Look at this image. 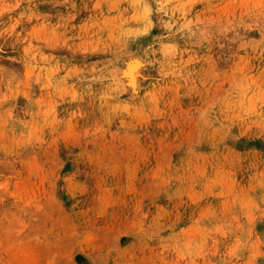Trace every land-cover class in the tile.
Masks as SVG:
<instances>
[{"label":"rangeland","instance_id":"obj_1","mask_svg":"<svg viewBox=\"0 0 264 264\" xmlns=\"http://www.w3.org/2000/svg\"><path fill=\"white\" fill-rule=\"evenodd\" d=\"M0 264H264V0H0Z\"/></svg>","mask_w":264,"mask_h":264},{"label":"bare ground","instance_id":"obj_2","mask_svg":"<svg viewBox=\"0 0 264 264\" xmlns=\"http://www.w3.org/2000/svg\"><path fill=\"white\" fill-rule=\"evenodd\" d=\"M131 66H132V65H131ZM127 68H128V66H127ZM129 68H130V66H129ZM134 68H135V67H134ZM127 72H128V71H127ZM127 72H126V73H127ZM132 73H134V72H132ZM119 74H121V73H119ZM124 75H126V74L124 73ZM124 75H123V76H124ZM123 76H122V77H123ZM126 76H127V75H126ZM127 86H128V85H127Z\"/></svg>","mask_w":264,"mask_h":264}]
</instances>
